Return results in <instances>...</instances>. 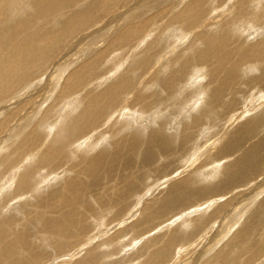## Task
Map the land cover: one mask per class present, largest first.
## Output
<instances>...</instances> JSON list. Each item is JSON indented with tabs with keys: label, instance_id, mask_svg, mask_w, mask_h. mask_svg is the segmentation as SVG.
<instances>
[{
	"label": "rangeland",
	"instance_id": "374dc122",
	"mask_svg": "<svg viewBox=\"0 0 264 264\" xmlns=\"http://www.w3.org/2000/svg\"><path fill=\"white\" fill-rule=\"evenodd\" d=\"M49 1L0 0V264H264L263 0Z\"/></svg>",
	"mask_w": 264,
	"mask_h": 264
},
{
	"label": "bare ground",
	"instance_id": "6f19581e",
	"mask_svg": "<svg viewBox=\"0 0 264 264\" xmlns=\"http://www.w3.org/2000/svg\"><path fill=\"white\" fill-rule=\"evenodd\" d=\"M10 1H12V0H10ZM53 1L54 0H50L48 3H47V12L48 11H50V8H49V3L51 2V4H54L53 3ZM147 1V0H146ZM183 1V0H182ZM190 1V0H189ZM205 0H191V2L188 4V6L185 8V10L183 11V12H181L180 13V15H178V17L177 18H173V20H175V19H181L180 17H184V18H182L183 19V22H185L186 20H185V18H189V20H187L186 21V25H187V23L189 24L190 22L194 25V23H195V21H196V19H194L193 18V16H192V14L193 13H197L200 9H201V6H202V3L204 2ZM239 1V0H238ZM256 1H258V0H256ZM145 2V1H144ZM263 2H264V0H263ZM15 3V2H14ZM139 3H141V2H139ZM188 3V2H187ZM206 3V2H205ZM207 3H208V1H207ZM237 3V2H236ZM239 3H240V1H239ZM256 3V4H255ZM16 4V3H15ZM254 4H255V6L256 5H258V2H255V0H254ZM158 5V4H157ZM245 5H246V0H241V5H240V7H239V9L241 10V9H244V7H245ZM153 6V5H152ZM209 6H211V5H209ZM155 7V6H154ZM251 7V6H250ZM250 7H249V9H250ZM257 7V6H256ZM159 8V7H158ZM204 8V7H203ZM252 8H254V6L253 7H251V9ZM7 9V8H6ZM45 9H46V6H45ZM237 9V8H236ZM250 9V10H251ZM3 10V9H2ZM255 10H258V8H255ZM260 10V9H259ZM19 11V10H18ZM253 11H254V9H253ZM2 12H4V11H2ZM5 13V12H4ZM199 14H200V12H198ZM197 13V14H198ZM254 13V12H253ZM259 13V12H258ZM124 14V13H123ZM257 14V13H256ZM194 15V14H193ZM259 14H257V16H258ZM196 16H198V15H196ZM255 16V15H254ZM256 16V17H257ZM195 17V16H194ZM199 18V17H198ZM253 18V17H252ZM254 19V18H253ZM256 19V18H255ZM112 20V19H111ZM202 20V19H201ZM246 20V19H245ZM118 21V20H117ZM249 21V20H248ZM254 21V20H253ZM5 22V21H4ZM75 23H77L76 21H75ZM113 23H115V22H113ZM190 23V24H191ZM254 23V22H253ZM255 23H256V21H255ZM9 24V23H8ZM69 24V23H68ZM107 24H109V23H107ZM243 24V23H242ZM241 24V25H242ZM5 25V24H4ZM79 25V24H78ZM117 25V24H116ZM119 25V24H118ZM10 27V26H9ZM68 27V26H67ZM129 27V26H128ZM132 27V26H131ZM193 27H195V26H193ZM71 28V27H70ZM196 28V27H195ZM257 28V27H256ZM175 29V28H174ZM173 30V29H172ZM180 31H181V29H179ZM254 30V29H253ZM175 33L176 32V34H179L178 36L180 37H182V31H181V33L179 32V31H172V33ZM179 32V33H178ZM232 32V31H231ZM244 33V32H243ZM17 34H18V32H17ZM242 34V33H241ZM248 34V33H247ZM225 35V34H224ZM256 35V34H255ZM168 36H169V34H168ZM175 36L177 37V35H174L173 34V37L175 38ZM250 36V35H249ZM6 37V36H5ZM32 37V36H31ZM30 37V38H31ZM180 37V38H181ZM253 37V36H252ZM179 38V39H180ZM189 38V37H188ZM168 39V38H167ZM179 39H177V40H179ZM182 39V38H181ZM180 39V40H181ZM81 40V38L78 40V41H80ZM176 40V41H177ZM198 40V39H197ZM29 42V41H28ZM31 42V41H30ZM29 42V43H30ZM34 41H32V43H33ZM81 42V41H80ZM79 42V43H80ZM208 42V41H207ZM215 42V41H214ZM22 43V42H21ZM163 43H164V41H163ZM18 44V43H17ZM168 44V43H167ZM169 44H170V42H169ZM208 44V43H207ZM209 44H210V42H209ZM215 44H216V42H215ZM218 44V43H217ZM77 45V44H76ZM222 45V44H221ZM160 46V45H159ZM163 47H164V45H162ZM161 46V47H162ZM169 46V45H168ZM215 46V45H214ZM223 46V45H222ZM14 47V46H13ZM151 47H154V46H151ZM166 47V46H165ZM210 47V46H209ZM241 47V46H240ZM185 48V47H184ZM258 48H259V46H258ZM30 49V48H29ZM32 49H33V47H32ZM174 49H176V48H174ZM173 49V50H174ZM216 49V48H215ZM243 49V48H242ZM253 49V48H252ZM13 50V49H12ZM27 50V49H26ZM25 50V51H26ZM191 50V49H190ZM23 51V50H22ZM34 51V50H33ZM33 51H32V53H33ZM171 51V50H170ZM193 51V50H192ZM19 52H20V50H19ZM189 52V51H188ZM31 53V49L28 51V53H27V56L28 57H30V61H28V64H29V62L30 63H32L31 62V60L32 59H34V54H32ZM208 53V52H207ZM249 53V52H248ZM37 54V53H36ZM24 55V54H23ZM206 56H207V54H205ZM209 55V54H208ZM245 55V54H244ZM12 56H14V55H12ZM19 56V55H18ZM25 56V55H24ZM225 56V55H224ZM223 56V57H224ZM2 57V56H1ZM15 57V56H14ZM17 58V57H16ZM20 58V57H19ZM67 58V57H66ZM65 58V59H66ZM201 58V57H200ZM206 58H208V56L206 57ZM12 59V58H11ZM202 59V58H201ZM228 58H226V60H227ZM14 60V59H13ZM176 60V59H175ZM178 60V59H177ZM222 60V59H221ZM65 61V60H64ZM63 61V62H64ZM171 61V60H170ZM7 62V61H6ZM192 61H190V63H191ZM65 63V62H64ZM186 65H187V63L185 64H183L182 66H181V70H183L184 72H185V68H186ZM13 66L15 67L14 68V70H16V74H18L19 73V70L22 68V66H23V63L21 64H18V62H16L15 61V63L13 64ZM6 67V66H5ZM253 67V66H252ZM255 67V66H254ZM253 67V68H254ZM9 68V67H8ZM8 68H6V69H8ZM164 68H166L165 66H163L160 70H162V69H164ZM194 68V67H193ZM3 69H4V67H3ZM167 69V68H166ZM195 69V68H194ZM194 69H192V70H194ZM22 70V69H21ZM165 70V69H164ZM164 70H162L160 73H162ZM196 70V69H195ZM201 70H202V68H201ZM237 70V69H236ZM247 70V69H246ZM252 70V69H251ZM250 70V71H251ZM10 71H13V68L10 70ZM10 71H8V73H7V75L10 73ZM198 71V70H197ZM200 71V70H199ZM203 71V70H202ZM254 71V70H253ZM164 72H166V71H164ZM245 72V71H244ZM13 73V72H12ZM80 73V70L78 71V72H76V77H77V75ZM196 73V72H195ZM198 73V72H197ZM167 74V73H166ZM199 74H201V72H199ZM11 75V74H10ZM75 74H72L71 76H69V78H68V80H67V82H66V85L65 86H67L66 88H68V90L71 88V84H73L72 82L74 81L76 84H77V82L74 80V79H76L75 78V76H74ZM191 75V74H190ZM198 75V74H197ZM196 75V76H197ZM202 75V74H201ZM16 76V75H15ZM18 76V75H17ZM16 78V77H15ZM79 78V77H78ZM79 79H81V78H79ZM195 79V78H194ZM200 79V78H199ZM243 79V78H242ZM159 80V79H158ZM161 81H162V79H160ZM167 80V79H166ZM65 81V80H64ZM170 82H171V80H169ZM159 82L160 81H158V84L157 85H159ZM164 82V81H163ZM6 83H8L7 81H6ZM160 83H162V82H160ZM226 83V82H225ZM230 83V82H229ZM190 84V83H189ZM188 84V85H189ZM227 84V83H226ZM29 85V84H28ZM186 86V85H185ZM226 86V85H225ZM230 87V86H229ZM66 88H63V90H65V91H67V89ZM189 88L191 89V87H190V85H189ZM115 91V90H114ZM183 92H184V89H183ZM186 92V91H185ZM181 94V93H180ZM186 95V94H185ZM116 96H118V94H115V96L114 97H116ZM178 98V97H177ZM183 99V98H182ZM102 100V101H101ZM100 101L102 102H100V106H99V109H101V110H103L104 108H105V104H104V97L101 99ZM198 101V100H197ZM225 101H227V100H225ZM96 101H91L90 103H91V105H93L94 103H95ZM99 102V101H98ZM89 103V104H90ZM220 103V102H219ZM247 103V102H246ZM88 105V104H87ZM90 105V106H91ZM189 106V105H188ZM192 105H190V107H191ZM195 106H196V104H195ZM195 106H193L194 107V109H196L195 108ZM88 107V106H87ZM87 107L85 108V109H87ZM187 107V106H186ZM213 107V106H212ZM183 108H184V106H183ZM188 108V107H187ZM127 109V108H126ZM191 109V108H190ZM190 109H189V111H190ZM86 111H89V110H86ZM127 111V110H126ZM183 111H185V110H183ZM187 111V110H186ZM91 112H93V111H91ZM90 112V113H91ZM135 112V111H134ZM95 113V112H94ZM264 114V113H263ZM89 115V114H88ZM213 115V114H212ZM259 115V114H258ZM130 116V115H129ZM144 117V116H143ZM158 117V116H157ZM156 117V118H157ZM260 117V116H259ZM256 118V117H255ZM262 118H264V117H262ZM258 119V118H257ZM155 120V119H154ZM251 122V120L250 121H248V122H246V123H250ZM253 125V124H252ZM255 125V124H254ZM263 125V124H262ZM251 126V125H250ZM243 127V126H242ZM241 127V128H242ZM258 130V129H257ZM240 131H242V130H240ZM236 132H232V134L230 135V137L233 135V134H235ZM241 133V132H240ZM245 135H247V134H245ZM163 137V136H162ZM164 138V137H163ZM186 138V137H185ZM234 138V137H233ZM235 139V138H234ZM233 140V139H232ZM161 142V141H160ZM233 143V142H232ZM159 144V143H158ZM231 143H229V145H230ZM240 145V144H239ZM216 146V145H215ZM233 146V145H232ZM158 147V146H157ZM154 149V148H153ZM156 149V148H155ZM257 153V152H256ZM120 159V158H119ZM153 159V158H152ZM263 161V160H262ZM258 165V164H257ZM235 166V165H234ZM218 168V167H217ZM257 168V167H256ZM220 169V168H219ZM255 170H257V169H255ZM218 171V170H217ZM228 171V170H227ZM232 171V170H231ZM230 171V172H231ZM204 173V172H203ZM218 173H219V171H218ZM5 183V182H4ZM262 183H264V181L262 182ZM257 185H258V183H257ZM261 185H263V184H261ZM254 186H255V184H254ZM257 189V188H256ZM182 191V190H181ZM122 193H123V191H122ZM234 210V209H233ZM186 212V211H185ZM229 214H231V212L229 213ZM229 216H231V215H229ZM204 254V253H203ZM156 256V255H155ZM195 258V257H194ZM181 260V259H180ZM194 260V259H193Z\"/></svg>",
	"mask_w": 264,
	"mask_h": 264
}]
</instances>
